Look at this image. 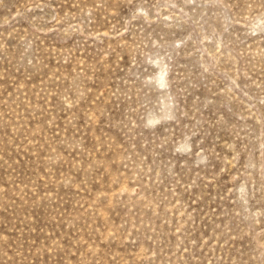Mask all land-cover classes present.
<instances>
[{
	"label": "rangeland",
	"instance_id": "rangeland-1",
	"mask_svg": "<svg viewBox=\"0 0 264 264\" xmlns=\"http://www.w3.org/2000/svg\"><path fill=\"white\" fill-rule=\"evenodd\" d=\"M0 264H264V0H0Z\"/></svg>",
	"mask_w": 264,
	"mask_h": 264
}]
</instances>
